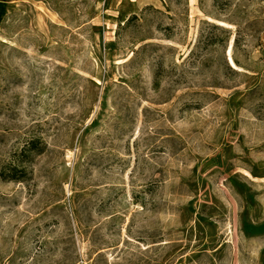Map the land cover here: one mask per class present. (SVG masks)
Wrapping results in <instances>:
<instances>
[{"label": "rangeland", "instance_id": "rangeland-1", "mask_svg": "<svg viewBox=\"0 0 264 264\" xmlns=\"http://www.w3.org/2000/svg\"><path fill=\"white\" fill-rule=\"evenodd\" d=\"M29 1L0 20V264H264V0Z\"/></svg>", "mask_w": 264, "mask_h": 264}, {"label": "crops", "instance_id": "crops-1", "mask_svg": "<svg viewBox=\"0 0 264 264\" xmlns=\"http://www.w3.org/2000/svg\"><path fill=\"white\" fill-rule=\"evenodd\" d=\"M29 3V0H0V20L4 19L12 12L19 10L23 5Z\"/></svg>", "mask_w": 264, "mask_h": 264}, {"label": "trees", "instance_id": "trees-1", "mask_svg": "<svg viewBox=\"0 0 264 264\" xmlns=\"http://www.w3.org/2000/svg\"><path fill=\"white\" fill-rule=\"evenodd\" d=\"M38 150L37 144H35L34 142L31 143V145L28 147V149L26 151H28V153L31 152H35ZM6 170L3 171V173H1V176H3L6 180L10 179V180H18V178L15 176V174L13 175H9V177H6ZM16 168H10V172H15Z\"/></svg>", "mask_w": 264, "mask_h": 264}, {"label": "bare ground", "instance_id": "bare-ground-1", "mask_svg": "<svg viewBox=\"0 0 264 264\" xmlns=\"http://www.w3.org/2000/svg\"><path fill=\"white\" fill-rule=\"evenodd\" d=\"M147 0H138L137 3L138 5H142L144 3H146ZM221 24V23H220ZM231 49V48H230ZM232 51H230L229 53H231ZM231 55V54H230ZM231 58V57H230ZM231 60V59H230ZM233 61V60H232ZM234 63V62H233Z\"/></svg>", "mask_w": 264, "mask_h": 264}]
</instances>
